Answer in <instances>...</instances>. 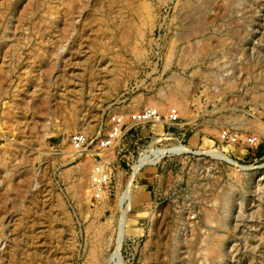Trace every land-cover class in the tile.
Segmentation results:
<instances>
[{"label": "rangeland", "instance_id": "rangeland-1", "mask_svg": "<svg viewBox=\"0 0 264 264\" xmlns=\"http://www.w3.org/2000/svg\"><path fill=\"white\" fill-rule=\"evenodd\" d=\"M186 1L0 0V264H264V0Z\"/></svg>", "mask_w": 264, "mask_h": 264}, {"label": "built area", "instance_id": "built-area-1", "mask_svg": "<svg viewBox=\"0 0 264 264\" xmlns=\"http://www.w3.org/2000/svg\"><path fill=\"white\" fill-rule=\"evenodd\" d=\"M159 111L156 108H145L137 113L131 115L129 120L133 124L146 123L156 121L159 118ZM171 122L178 121L179 117L175 110H172L169 114ZM111 128L108 135L98 141V146L101 149H107L111 147L114 142L120 137L122 128L126 124V120L123 115H114L110 118ZM222 137H226V133L222 134ZM86 138L82 134H76L72 138V145L75 150L82 151L86 148ZM107 182V176L96 168V172L93 175V184L97 187L105 185Z\"/></svg>", "mask_w": 264, "mask_h": 264}, {"label": "bare ground", "instance_id": "bare-ground-1", "mask_svg": "<svg viewBox=\"0 0 264 264\" xmlns=\"http://www.w3.org/2000/svg\"><path fill=\"white\" fill-rule=\"evenodd\" d=\"M206 1H208V0H206ZM202 0H188V1H186L184 4H183V9L182 10H184L185 11V13L187 14V15H192V14H195V12L197 11V10H199V8L201 7V5H202ZM184 13V14H185ZM185 14V15H186ZM188 17V16H187ZM178 79V78H177ZM214 82V81H213ZM176 84H177V86L178 87H183V81H181V80H176ZM164 149L165 148H163L162 150H160V151H158V153H157V155L159 154V153H163V151H164ZM186 149V148H185ZM184 149V146L182 145V144H176V145H174V146H172V147H170V148H167V151H169V152H174V153H178V152H182V151H184L185 150ZM155 152V151H154ZM153 152V153H154ZM207 153H209L211 156H214V157H217V158H220V159H224V160H228L227 159V157L221 152V151H219V150H217V149H214V148H211L210 150H207ZM154 155V154H153ZM156 155V154H155ZM154 155V156H155ZM156 155V156H157ZM145 156H147V155H145ZM160 156V155H159ZM148 159V158H147ZM146 159V160H147ZM145 160V159H144ZM156 161V157H154V158H152V160H149L148 159V161L146 162V163H154ZM145 162V161H144ZM135 167V166H134ZM128 188V187H127ZM126 194V193H125ZM124 195V194H123ZM129 195V194H128ZM232 198V197H231ZM230 193H226L225 194V200H226V203H225V210L227 211V209H228V206L230 205ZM126 211V210H125ZM123 213H124V211H123ZM125 214V213H124ZM123 218V217H122ZM121 218V219H122ZM221 219V218H220ZM221 222V221H220ZM120 223H122L121 221H120ZM225 225V224H224ZM121 228V227H120ZM119 228V229H120ZM122 229V228H121ZM119 231V230H118ZM122 230H120V232H121ZM119 232V233H120ZM122 234V233H121ZM122 236V235H121ZM121 236H120V238H121ZM118 237H119V235H118ZM117 241H119V240H117ZM118 245V244H117ZM215 245H216V249L218 250V253L220 254V252H221V250H222V245H223V239H218L216 242H215ZM115 255H117V253H115Z\"/></svg>", "mask_w": 264, "mask_h": 264}]
</instances>
